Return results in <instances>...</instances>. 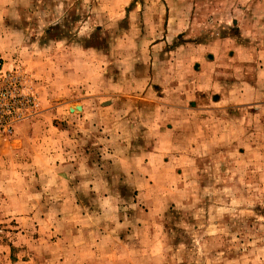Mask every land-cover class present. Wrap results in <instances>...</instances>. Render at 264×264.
<instances>
[{
    "label": "rangeland",
    "instance_id": "374dc122",
    "mask_svg": "<svg viewBox=\"0 0 264 264\" xmlns=\"http://www.w3.org/2000/svg\"><path fill=\"white\" fill-rule=\"evenodd\" d=\"M6 76L0 264H264V0H0Z\"/></svg>",
    "mask_w": 264,
    "mask_h": 264
},
{
    "label": "crops",
    "instance_id": "0c3cea01",
    "mask_svg": "<svg viewBox=\"0 0 264 264\" xmlns=\"http://www.w3.org/2000/svg\"><path fill=\"white\" fill-rule=\"evenodd\" d=\"M4 150L5 149L3 147H0V197L6 196L2 193L4 189L3 185H6L5 181L11 183L15 182L18 184L20 180H23V178L25 179L26 172L23 169L25 168V166H28V169L32 167L33 170L36 169V167L40 168V165L36 164L34 161L28 162L27 160L25 162L23 159L24 157H17L14 160H9L4 157L6 154V151ZM47 164L50 181H64V179L67 178L68 175H70V172H67V166H71V163L62 165L61 163L57 164L56 161H52V159H50ZM39 171L42 172L41 169H39ZM73 174L78 176V174L80 173L78 171H73ZM80 175L82 176V174ZM15 195H18V193H16Z\"/></svg>",
    "mask_w": 264,
    "mask_h": 264
},
{
    "label": "built area",
    "instance_id": "2783aa9c",
    "mask_svg": "<svg viewBox=\"0 0 264 264\" xmlns=\"http://www.w3.org/2000/svg\"><path fill=\"white\" fill-rule=\"evenodd\" d=\"M18 86L17 80L11 76H6L0 81V134L11 133L20 113L23 95Z\"/></svg>",
    "mask_w": 264,
    "mask_h": 264
}]
</instances>
